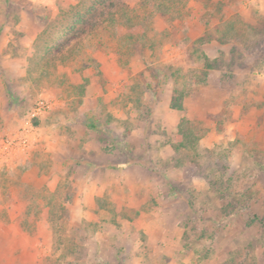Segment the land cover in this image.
I'll list each match as a JSON object with an SVG mask.
<instances>
[{"label":"rangeland","instance_id":"1","mask_svg":"<svg viewBox=\"0 0 264 264\" xmlns=\"http://www.w3.org/2000/svg\"><path fill=\"white\" fill-rule=\"evenodd\" d=\"M0 264H264V0H0Z\"/></svg>","mask_w":264,"mask_h":264},{"label":"built area","instance_id":"2","mask_svg":"<svg viewBox=\"0 0 264 264\" xmlns=\"http://www.w3.org/2000/svg\"><path fill=\"white\" fill-rule=\"evenodd\" d=\"M48 106L47 102L43 99H40L38 102H37V105L36 107L34 108L33 110V114H38L40 113L41 111H43L46 107Z\"/></svg>","mask_w":264,"mask_h":264},{"label":"trees","instance_id":"3","mask_svg":"<svg viewBox=\"0 0 264 264\" xmlns=\"http://www.w3.org/2000/svg\"><path fill=\"white\" fill-rule=\"evenodd\" d=\"M82 16L83 15H78L77 19L82 18ZM180 98H181V95H180L179 99L178 98H174L172 100V106L176 107L177 109H181V107H182Z\"/></svg>","mask_w":264,"mask_h":264}]
</instances>
